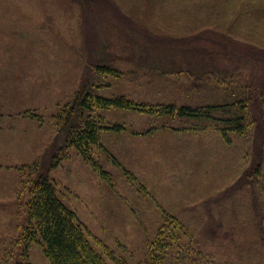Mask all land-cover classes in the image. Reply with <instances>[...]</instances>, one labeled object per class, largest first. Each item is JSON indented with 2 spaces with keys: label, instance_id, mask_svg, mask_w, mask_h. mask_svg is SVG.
Segmentation results:
<instances>
[{
  "label": "rangeland",
  "instance_id": "1",
  "mask_svg": "<svg viewBox=\"0 0 264 264\" xmlns=\"http://www.w3.org/2000/svg\"><path fill=\"white\" fill-rule=\"evenodd\" d=\"M147 1L0 0V262L18 256L29 199L22 187L37 164L54 166L48 176L59 199L94 249L117 264H148L166 211L180 212L191 226L204 264L236 263L248 212L236 216L240 200L227 189L239 177L244 188L257 166L264 188L263 110L251 107L247 138L230 135L229 146L214 126L176 133L169 130L183 127L176 121L95 111L125 131L104 132V149H92L90 161L68 148L52 163L60 146L57 117L84 86L107 97L197 106L229 87L221 82L226 75L241 88L264 85V52L257 51L264 18L256 10L264 0ZM244 12L249 18L238 16ZM100 63L118 78L95 77ZM197 78L206 89L195 88ZM148 119L169 129L140 137L155 126ZM26 264H49L41 244L30 247Z\"/></svg>",
  "mask_w": 264,
  "mask_h": 264
},
{
  "label": "trees",
  "instance_id": "2",
  "mask_svg": "<svg viewBox=\"0 0 264 264\" xmlns=\"http://www.w3.org/2000/svg\"><path fill=\"white\" fill-rule=\"evenodd\" d=\"M153 1L148 0L147 2L151 4ZM134 8L138 9V5L135 4ZM256 10L263 14L257 16L264 18V4L262 7L257 6ZM249 15V12L238 14V16L246 18H249ZM257 51L263 53L264 47L260 46ZM92 72L99 79L118 78L115 69L101 63L95 66ZM227 77L228 75L221 77V82L227 83L229 87L220 88L217 81L216 89L220 88L221 91L216 99L213 98L214 100L210 104L197 106L190 104L177 106L173 103L149 104L147 101L136 102L124 96L107 97L96 94L92 85L84 86L74 94L73 99L63 107L57 117V133L60 136L57 144L60 146L58 149H54V155L51 156L52 163L57 164L58 156L68 148L75 149L84 160L90 161L89 156L92 149H104L101 143L104 132L119 134L125 131L121 126L105 124L100 115L94 117L95 111H125L155 120L166 119L168 123L176 121L183 126L180 129L177 127L169 129L164 125L165 123L161 124L148 119L149 123L152 122L155 126L138 134L140 137L151 135L153 133L151 129L154 131L155 129H174L172 132L184 133L204 131L208 127L214 126L216 133L220 134L221 140L225 141L227 146L230 144V135L246 139V133L250 126L251 107L264 111V85L254 88L255 90L246 85L241 88L235 82L228 80ZM200 81V79L195 81V88L206 89L204 88L205 84H200ZM186 124L189 126L186 127ZM53 167L50 166L45 170H40L37 164L30 167L32 178L22 187L23 191L28 193L29 199L25 205V225L19 235L18 256L19 254L20 256L19 259L17 256L15 260L13 256L7 259L5 255L6 258L0 263L26 264L30 247L33 244H41L43 256L49 264H117L110 255L106 254V251L98 253L94 249L87 238L84 227L78 223L75 213L59 199L56 187L48 176L49 169ZM260 171V167L257 166L253 173L247 174V182H244L246 185L244 188L247 191L242 187L241 182L245 179L242 177H239L227 189L230 190V196L237 194L238 200H240V203L237 202L239 208L236 209V211H240L235 213L236 216L245 210L248 212V221H245L248 222V233H245V242L240 244L239 257L235 264H264V212L260 208L261 204L256 196L257 188L260 190L263 188L259 184ZM100 175L103 179L107 178L104 172H101ZM262 183L264 185V180ZM244 192L248 195L246 203L244 202ZM261 194L264 196V188L261 190ZM235 203V200L230 199L229 207H234ZM161 215L164 226L161 227L158 236L154 239L156 243L150 253L148 264L206 263L204 254L195 247L196 240L193 236V229L187 222L181 221L180 212L177 211L176 215H172L166 211Z\"/></svg>",
  "mask_w": 264,
  "mask_h": 264
},
{
  "label": "bare ground",
  "instance_id": "3",
  "mask_svg": "<svg viewBox=\"0 0 264 264\" xmlns=\"http://www.w3.org/2000/svg\"><path fill=\"white\" fill-rule=\"evenodd\" d=\"M166 136V135H165Z\"/></svg>",
  "mask_w": 264,
  "mask_h": 264
}]
</instances>
